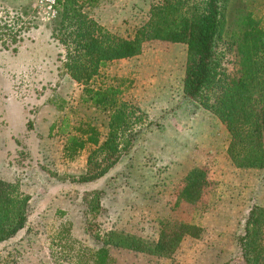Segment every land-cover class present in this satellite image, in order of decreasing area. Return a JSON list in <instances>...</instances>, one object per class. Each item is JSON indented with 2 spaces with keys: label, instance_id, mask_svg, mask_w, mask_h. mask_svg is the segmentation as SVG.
I'll return each instance as SVG.
<instances>
[{
  "label": "rangeland",
  "instance_id": "rangeland-1",
  "mask_svg": "<svg viewBox=\"0 0 264 264\" xmlns=\"http://www.w3.org/2000/svg\"><path fill=\"white\" fill-rule=\"evenodd\" d=\"M157 1L101 0L89 13L127 38L144 25ZM225 2L229 31H238L237 21L245 15L264 30V0ZM46 11L41 0H0V20L14 24L22 39L17 54L0 51V179L17 183L31 198L25 228L0 244V264H92L90 252L102 246L96 235L102 240L111 231H123L156 241L159 223L178 216L192 219L202 230L200 238H184L170 259L109 248L108 264H240L236 238L249 210L264 209V170L236 169L225 153L224 125L183 97L186 46L149 41L139 56L101 71L98 82L121 88L122 102L136 109L129 129L135 135L98 188L104 192L101 210L90 215L85 204L94 196L70 179L89 153L80 154L75 176H69L64 136L59 127H47L52 120L59 125L66 119L69 127L89 121L104 135L109 113L80 102L82 86L66 74L65 47L52 38L55 18ZM225 48L220 43L217 52L231 73L234 47ZM42 109L47 116L38 123ZM24 126L32 132L26 145L19 140ZM35 129L45 136L35 138ZM27 160L33 171L21 170ZM193 168L207 173L203 200L196 207L176 205L177 189Z\"/></svg>",
  "mask_w": 264,
  "mask_h": 264
},
{
  "label": "trees",
  "instance_id": "trees-1",
  "mask_svg": "<svg viewBox=\"0 0 264 264\" xmlns=\"http://www.w3.org/2000/svg\"><path fill=\"white\" fill-rule=\"evenodd\" d=\"M101 0H56L57 15L52 23V38L65 47L66 74L82 86L80 102L108 114L107 131L101 133L89 121L69 130L62 120L59 133L67 135L63 156L76 159L88 151L86 172L70 177L71 182H95L129 151L133 141L130 119L134 109L122 102L121 88L103 86L98 79L111 62L141 54L149 41L186 46L183 97L216 117L225 127L229 141L226 155L240 170H264V30L249 15L237 21L238 31H229L225 0H159L150 6L148 19L132 37L117 36L90 16ZM14 26V24H13ZM11 23L0 20V51L17 54L22 39ZM229 51L234 47L235 66H222L217 45ZM58 109V107H55ZM31 126L28 123V129ZM57 127H50L53 131ZM69 130V132H68ZM207 173L193 168L182 179L176 192V205L196 207L208 187ZM86 203L90 215L101 210L104 194L97 190ZM30 196L17 183L0 179V244L15 237L26 226ZM85 215V213L83 212ZM178 216V215H177ZM159 223L156 241L144 240L123 231H111L105 239L93 237L102 246L90 252L92 264H108L109 248L127 250L170 259L184 238L198 239L202 230L192 219L178 216ZM92 232L91 227H87ZM240 264H264V209L253 207L236 238Z\"/></svg>",
  "mask_w": 264,
  "mask_h": 264
},
{
  "label": "crops",
  "instance_id": "crops-1",
  "mask_svg": "<svg viewBox=\"0 0 264 264\" xmlns=\"http://www.w3.org/2000/svg\"><path fill=\"white\" fill-rule=\"evenodd\" d=\"M19 58H21V57H19ZM64 99H66L65 97H64ZM56 109V108H55ZM54 108L53 109H50L51 111H54L55 110ZM43 110H45V109H42V110H40L39 112H38V114L36 115V121L39 123L40 121H43V118L45 117V116H47V115H45V111H43ZM46 110H49V109H46ZM55 112V111H54ZM49 113H50V111H49ZM56 113V112H55ZM53 117V116H52ZM53 124V120L51 121V123L48 125V127H47V130L49 131V129H50V127H51V125ZM94 125V124H93ZM46 129V127H44V129L43 130H45ZM56 129H57V131H58V125H57V127H56ZM22 130H23V133H20V137H19V140L21 141V142H23L24 144H22V145H26V144H28V142H27V140L29 139V138H31V134H32V132H31V134L30 133H28L27 132V128L24 126L23 128H22ZM36 131H35V138L36 137H39V138H41V137H43V136H45V134L44 133H40V131H42V130H40V131H38L37 129H35ZM69 130L71 131V132H73L72 131V127H69ZM69 130H68V132H69ZM99 130V129H98ZM107 131V130H106ZM106 134V133H105ZM105 134L104 135H102V133H101V137H100V143L101 142H103L104 141V137H105ZM64 136V140L66 141V139H67V135H63ZM15 137L13 136V135H9V139H11V141L13 142V141H15V139H14ZM16 139H17V137H16ZM63 140V141H64ZM67 142V141H66ZM64 144H65V142H64ZM82 153H85L84 151L82 152ZM63 154V153H62ZM78 159L79 158H81V155H79L78 157H77ZM77 158L76 159H74V160H70V162L69 163H71V164H69L68 166H70V171H69V169L66 171V173L70 176V175H72V176H75V164H76V161H77ZM83 158V157H82ZM86 159H87V157L85 158V164H84V167L82 168V170L81 171H79V172H77V174H76V177H78V176H80V175H83L85 172H86ZM35 165H33V164H31L30 162H28V160L25 162V163H22V167H21V170L22 171H26L27 169L29 170V169H33V167H34ZM33 171V170H32ZM109 175V172L108 173H106L103 177H101V178H99V179H97V180H95V182L93 181V182H89V183H83V184H78L79 186H81L82 187V190H85V191H92V190H98V188L100 187V184L103 182V180L107 177Z\"/></svg>",
  "mask_w": 264,
  "mask_h": 264
},
{
  "label": "built area",
  "instance_id": "built-area-1",
  "mask_svg": "<svg viewBox=\"0 0 264 264\" xmlns=\"http://www.w3.org/2000/svg\"><path fill=\"white\" fill-rule=\"evenodd\" d=\"M41 2L46 5V13L51 17V19H54L56 16H58L56 10V0H41Z\"/></svg>",
  "mask_w": 264,
  "mask_h": 264
}]
</instances>
